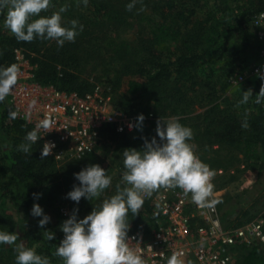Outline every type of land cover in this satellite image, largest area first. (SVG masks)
<instances>
[{"label":"trees","instance_id":"1","mask_svg":"<svg viewBox=\"0 0 264 264\" xmlns=\"http://www.w3.org/2000/svg\"><path fill=\"white\" fill-rule=\"evenodd\" d=\"M133 0H72L87 16L70 17L64 14L70 25L77 20L83 31L75 42L40 40L18 42L4 30L6 10L0 12V66L16 64L13 51L20 49L34 68V80L58 90L75 92L80 96L92 94L97 87L111 85L119 89L128 78V100L120 97L115 105L127 115L137 119L136 132L132 136L104 133L102 147L85 157L65 163H56L49 156L41 159L42 145H32L31 154L18 151L26 142L30 128L17 118L9 117L12 111L5 99L0 102V175L7 182H0V204L6 200L16 214L15 222L9 216L0 223V231L12 232L19 228L21 241L34 247L38 254L49 257L52 264L62 259L53 253L64 238L61 224L78 208V219H83L99 208L103 196L114 195L117 187L105 190L99 200L82 198L79 204L66 198L74 185H79L75 173L91 164H98L100 157L110 150L141 149L145 138L149 141L156 134L157 120L162 117L178 118L179 122L193 130L195 142L206 145L220 144L237 151L246 162L255 164V185L264 193V109L263 103H254L264 80L248 76L237 99L226 94L231 77L247 72L258 58V45L250 25L253 14L264 11V0H211L202 13L204 0H137L131 11L127 6ZM48 12L41 15L50 16ZM71 10L68 12L70 13ZM133 24H135L133 26ZM137 28L136 38L128 41L120 31ZM117 65L112 80L107 75V60ZM251 89L253 97L247 104H240L243 92ZM239 106H237L238 104ZM205 108L194 115L195 108ZM239 107V108H237ZM145 119L142 128L138 117ZM152 114V117H149ZM247 122L248 127L242 125ZM123 156V154H122ZM123 183L121 187H123ZM49 190L60 204H66L67 213L58 205L53 222L44 228L30 220L34 193ZM222 221L223 223V217ZM262 218L264 220V210ZM157 219L148 200L139 215L129 213L130 231L148 232ZM247 212L243 218H234L228 226L239 227L252 221ZM51 230L55 239L47 240L43 231ZM264 247V246H263ZM15 246L0 244V264H16ZM236 264H264V251L259 246L240 249Z\"/></svg>","mask_w":264,"mask_h":264},{"label":"clouds","instance_id":"2","mask_svg":"<svg viewBox=\"0 0 264 264\" xmlns=\"http://www.w3.org/2000/svg\"><path fill=\"white\" fill-rule=\"evenodd\" d=\"M134 3L135 0L127 6V10L131 11ZM83 4L86 7L88 0H83ZM52 7V0H0V12L6 10L3 26L18 42L30 43L39 38L54 40L58 47H63L65 42H75L83 31V25L77 20L65 25L62 14L67 11V5L50 16L41 15ZM20 75L21 69L17 64L0 66V102L12 94ZM253 95L251 89L244 91L239 103L247 104ZM254 103H264V84L255 94ZM9 117L17 118L18 112L10 111ZM144 119L143 114L139 115L138 126L141 128ZM54 125L55 121L45 116L27 133L26 142L18 146V151L31 154L32 145L42 139L40 131L49 133L54 130ZM242 127H248L246 121ZM156 134L159 139L155 136L150 141L145 138L139 150H123V187L117 185L116 193L103 199L99 208L94 207L83 219H78L77 208L70 218L63 221L60 228L64 238L53 253L63 260V264H145L142 255L130 247L127 217L129 213L139 215L146 198L161 188H179L186 196L191 194L192 202L201 208L212 207L219 202L214 198L213 179L216 172L200 159L190 143L194 137L193 130L181 124L178 118L160 117ZM54 147V143L45 142L41 159L51 155ZM74 175L80 183L73 186L66 198L76 204L82 198L92 202L99 200L105 190L112 186V177L99 164H91ZM33 195L39 199L42 194ZM31 211L34 217H43L39 220L41 228L50 222L51 217L44 213L39 203H35ZM43 235L49 241L55 239V233L51 230L43 231ZM18 239L16 232L0 231V244L15 246L16 264H52L49 257L38 254L34 247H27L22 241L17 243ZM181 255L173 252L167 264H184Z\"/></svg>","mask_w":264,"mask_h":264},{"label":"built area","instance_id":"3","mask_svg":"<svg viewBox=\"0 0 264 264\" xmlns=\"http://www.w3.org/2000/svg\"><path fill=\"white\" fill-rule=\"evenodd\" d=\"M250 25L258 45V58L247 72L230 81L234 85L248 76H264V11L253 14ZM13 54L21 75L12 94L6 97L7 102L12 111L18 112L17 119L30 130L45 116L55 121L53 131H40L42 139L38 142L42 147L45 142L54 143L49 157L56 163L78 160L100 149L105 140L103 134L109 131L117 135L135 134L137 119L115 105L109 88L80 96L42 85L34 80V68L23 51L15 49ZM222 173L216 171V175ZM146 200L157 215L153 227L148 232L128 230L130 247L142 255L145 264H167L173 252L182 254L184 264H233V256L240 249L264 246L263 219L239 227L228 226L222 221L218 203L198 207L191 194L186 196L179 188H161ZM62 212L67 213L63 209Z\"/></svg>","mask_w":264,"mask_h":264},{"label":"rangeland","instance_id":"4","mask_svg":"<svg viewBox=\"0 0 264 264\" xmlns=\"http://www.w3.org/2000/svg\"><path fill=\"white\" fill-rule=\"evenodd\" d=\"M137 0H135L136 3ZM203 7L199 11L202 13L204 10L209 8L211 5V0H204ZM133 3V1H132ZM52 4L54 5V9L51 11H58L60 7L65 5L68 6L67 11L63 13L64 22L68 21V19L64 18V14H68L70 17L74 18L78 15L87 16V14L81 11V8H78L80 4L73 3L72 0H52ZM71 10L70 13H68ZM135 24H133L134 26ZM5 31H8L4 28ZM127 31H120V36L123 39L128 41L134 40L136 38L137 28L133 27V29H126ZM11 33L10 31H8ZM51 42H56L54 40H50ZM107 75L110 80L116 74L117 65L115 64L114 59L107 60ZM235 77V76H234ZM234 77H231L229 81H231ZM128 78H124L122 80L121 86L119 89L112 91L111 85L107 84L105 86H99L96 88L94 92H104L107 88L110 89L111 94L115 98L117 103H120V97L125 100L130 99L131 97L127 94V82ZM244 82L239 84H232L227 88L226 94L231 100L237 99L239 93L241 91L242 85ZM238 104V103H237ZM238 104L237 106H239ZM206 108V107H205ZM205 108H195L194 115L201 114ZM239 108V107H237ZM194 145L195 151L200 159L208 164L211 169L218 171L222 170L221 175H215L213 179V184L215 186L214 193L216 200H218V209L220 211L221 217L225 223L230 224V222L237 217L243 218V213H249L252 216L251 220L255 219H263V210H264V193H262L261 186L255 185L256 178V169L257 166L255 164H250L244 160V158L232 148H229L226 145L220 144H212L206 145L203 143L195 142L193 139L190 141ZM98 164L108 171V175L112 177V186L122 185V173L124 172L123 166V156L119 150H110L109 154L106 156H102L99 159ZM261 182H264V172L261 174ZM0 182H7V177L4 175H0ZM39 199H37L35 203H39L44 210V213L51 217L50 222H53L54 209L60 205L61 209L67 212L66 204H60L59 201L56 200L55 194H49V190L41 191ZM110 198L112 195H108ZM107 198V195L103 196V199ZM4 203L0 204V223L6 218L4 216H9L12 222L16 220V214L11 206L7 203L6 200L2 201ZM32 205V208H33ZM31 208V210H32ZM43 219V217H34L32 215V211L30 213V220L33 223H39V220ZM12 232H16L19 236L17 243L21 242L19 228L15 225ZM13 246V245H8ZM260 250L264 251V247H259ZM242 252H235L233 256V264H236L241 258ZM238 264V263H237Z\"/></svg>","mask_w":264,"mask_h":264}]
</instances>
